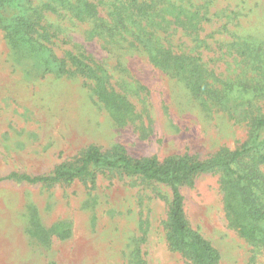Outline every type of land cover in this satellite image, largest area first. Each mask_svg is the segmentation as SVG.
Listing matches in <instances>:
<instances>
[{"label":"rangeland","instance_id":"374dc122","mask_svg":"<svg viewBox=\"0 0 264 264\" xmlns=\"http://www.w3.org/2000/svg\"><path fill=\"white\" fill-rule=\"evenodd\" d=\"M49 1L7 0L0 16L7 21L23 5ZM94 1L105 17L114 0ZM169 1L206 15L197 51L216 72L232 64L223 54L234 37L264 42V0ZM56 10L44 12V33L24 36L21 29L11 42L0 28V177L47 176L76 164L91 145L102 153L119 146L132 158L205 160L246 140L244 123L201 108L180 78L152 67L140 49L92 37L93 23ZM186 35L171 37L177 50L196 46ZM67 53L88 56L107 73L133 106L125 124L96 98L92 79L70 65L60 74L55 59ZM218 181V174H204L180 187L191 227L218 250L220 264H264V252L228 227ZM169 202L166 185L112 170L96 171L94 182L0 181V264H138V254L145 264H188L166 244ZM35 230L48 233L47 245L30 236Z\"/></svg>","mask_w":264,"mask_h":264},{"label":"trees","instance_id":"16d2710c","mask_svg":"<svg viewBox=\"0 0 264 264\" xmlns=\"http://www.w3.org/2000/svg\"><path fill=\"white\" fill-rule=\"evenodd\" d=\"M5 2L7 0H0V6ZM112 2L105 17L100 16L99 3L94 0H50L36 7L23 5L19 13L7 21L0 16V28L6 31L11 42L21 29L24 36L36 35L39 33L36 28L44 33L45 26L41 24L44 12L53 13L59 7H66L73 20L93 23L90 36L107 37L109 43L128 41L129 46L145 53L152 67L180 78L201 108L227 113L236 123H244L248 129L246 140L233 150L220 148L205 160L186 154L163 160L155 156L132 158L119 146L102 153L91 145L76 164L59 165L47 176L10 173L0 177V181L36 184L90 178L94 182L96 171L112 170L161 183L170 190L165 222L168 249L179 253L188 264H220L218 250L191 227L180 192V187L193 186L201 175L218 174L228 227L264 252V42L251 36L234 37L223 54L232 59V64H228L225 71L216 72L197 51L204 43L199 36L201 24L207 20L204 13L184 9L169 0ZM178 32L187 34L196 46L177 50L171 37ZM55 61L60 74H65L67 71L63 69L70 65L92 79L93 93L99 102L118 124L127 122L133 106L111 86L109 76L99 65L88 56L72 53ZM47 235L46 231L35 230L30 236L47 245ZM138 264H145L140 254Z\"/></svg>","mask_w":264,"mask_h":264}]
</instances>
